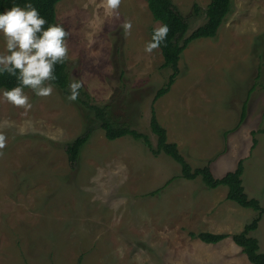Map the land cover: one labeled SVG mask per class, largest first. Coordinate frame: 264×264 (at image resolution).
<instances>
[{
  "label": "rangeland",
  "instance_id": "obj_1",
  "mask_svg": "<svg viewBox=\"0 0 264 264\" xmlns=\"http://www.w3.org/2000/svg\"><path fill=\"white\" fill-rule=\"evenodd\" d=\"M172 1L187 35L204 23L209 0ZM55 11L70 33V81H83L88 97L70 102L69 89L55 87L46 98L24 89L32 104L25 112L0 90V125L12 124L0 127L7 137L0 264H252L230 237L206 244L190 236L239 233L256 212L228 200L226 186L185 179L179 163L154 154L150 119L153 108L192 170L209 164L222 177L243 160L246 195L264 208V0H231L216 37L189 44L170 90L155 102L171 70L161 67L159 48L144 51L149 29L160 26L146 0H122L118 20L103 0H61ZM84 102L108 105L115 125L129 124L150 145L129 135L106 139ZM87 129L70 163L64 148ZM251 235L264 252V213Z\"/></svg>",
  "mask_w": 264,
  "mask_h": 264
},
{
  "label": "trees",
  "instance_id": "obj_2",
  "mask_svg": "<svg viewBox=\"0 0 264 264\" xmlns=\"http://www.w3.org/2000/svg\"><path fill=\"white\" fill-rule=\"evenodd\" d=\"M61 0H0V14L5 10H10L12 6H24L26 3H32L40 12L48 24H56L55 7ZM151 15L155 21L161 24H167L170 28L167 39L159 47L163 63L162 68L171 70L167 83L159 88L154 96V102L168 93L170 87L174 83L179 73L178 63L184 50L189 44L200 38H214L217 35V30L221 26L223 20L230 12L231 0H209L207 7L204 10V23L187 35L188 21L180 14L172 0H146ZM197 6H194V12L197 13ZM46 24L45 29L48 27ZM154 29H149L150 38ZM57 80L54 82L55 87L63 92L69 89L70 74L68 70V62L58 64L55 68ZM17 86V80L14 76L8 74L0 75V90L11 89ZM28 89V88H25ZM82 89V88H81ZM79 94L85 98L87 93L83 90ZM84 105L92 111L94 121L102 128L104 136L108 140H116L123 136H132L135 139H142L149 146L150 141L145 134L139 133L132 129L129 124L115 125L110 116V108L108 105L102 107L84 102ZM243 111L241 119L244 118ZM91 129V128H90ZM85 130L81 135L73 141L68 142L64 148L67 153V158L70 163H76L81 149L87 143L91 136V130ZM150 129L156 135L157 148L152 151L154 154L164 153L180 164L181 176L185 179H195L200 177L203 184L207 188H216L226 186L227 192L225 197L228 200L234 201L239 206L252 209L256 212V216L246 224L239 233L232 235L216 234L211 232H201L198 234L190 233L191 237L198 238L206 244H217L224 239L230 237L232 241L241 248L242 253L247 257L252 264H264V252L260 251L259 241L253 237L251 233L258 228V223L264 213V208L261 206L258 199L248 197L242 185V174L244 171L243 160H239L235 169L227 171L222 177H215L210 165L198 167L192 170L191 166L179 153L177 144L170 142L167 137L166 129L158 122L154 109L152 108ZM264 133V129H261ZM255 140L253 139V142Z\"/></svg>",
  "mask_w": 264,
  "mask_h": 264
},
{
  "label": "clouds",
  "instance_id": "obj_3",
  "mask_svg": "<svg viewBox=\"0 0 264 264\" xmlns=\"http://www.w3.org/2000/svg\"><path fill=\"white\" fill-rule=\"evenodd\" d=\"M122 0H103L106 12L114 19H119V8ZM39 10L32 4L14 5L10 10L0 14V34H3L6 51L0 53V75L8 74L17 80V86L2 92L3 100L14 107L32 108L29 96L24 89L28 88L35 96L46 98L53 94L57 80L55 68L64 64L69 58L68 38L70 33L60 24H48ZM125 35H130L132 23L121 25ZM170 28L161 24L153 30L151 40L145 44L144 51L151 54L167 39ZM83 81L69 84L70 95L66 99L74 102L79 97ZM4 121L0 127H11ZM7 146V137L0 131V156Z\"/></svg>",
  "mask_w": 264,
  "mask_h": 264
}]
</instances>
